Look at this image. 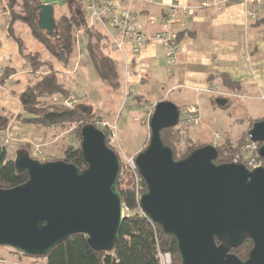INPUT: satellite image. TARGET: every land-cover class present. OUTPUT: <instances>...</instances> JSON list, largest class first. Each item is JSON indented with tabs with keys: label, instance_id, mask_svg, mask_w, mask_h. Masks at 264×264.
Segmentation results:
<instances>
[{
	"label": "water",
	"instance_id": "95a60500",
	"mask_svg": "<svg viewBox=\"0 0 264 264\" xmlns=\"http://www.w3.org/2000/svg\"><path fill=\"white\" fill-rule=\"evenodd\" d=\"M38 26L53 34L51 6H40ZM216 104L223 107L226 100ZM179 117L173 103H156L148 144L135 157L145 184L141 211L174 239L180 264H264V166L248 171L235 163L216 164L213 145L175 160L160 133L176 127ZM248 137L260 144L264 161V118L252 125ZM80 148L85 170L62 160L44 163L16 154L15 169L25 171L28 180L0 189V247L40 257L70 236L83 234L93 250L112 249L124 219L116 188L120 160L94 125L81 129ZM3 153L0 143V163ZM245 239L253 243L247 260L228 254Z\"/></svg>",
	"mask_w": 264,
	"mask_h": 264
},
{
	"label": "crops",
	"instance_id": "0c3cea01",
	"mask_svg": "<svg viewBox=\"0 0 264 264\" xmlns=\"http://www.w3.org/2000/svg\"><path fill=\"white\" fill-rule=\"evenodd\" d=\"M183 1L193 10L180 18L177 29L180 51L176 65L171 67L165 65L160 44L150 42L138 54L128 48L120 53L110 48L103 28L97 24L89 26L103 37L102 50L114 62L119 75L121 87L118 90L110 89L98 78L88 60L84 38L80 37L75 44L65 67L52 58L25 25L14 23L11 26L8 13H0V117L14 122L16 117L24 116L19 97L30 80L45 72H32L23 57L37 55L43 62L53 64L57 80L67 91L66 97L80 95L83 99L76 106L88 109L86 114L92 112L100 121L117 127L119 137L124 134L122 137L126 138L129 127H137L139 103L152 101L156 105L166 100L178 108L179 114L184 113L187 106L197 108L199 122L192 127H198L196 135L208 145L216 147L222 142L219 134L214 133L215 127H243L244 132L251 121L264 118V36L261 27L256 26L257 20L264 18V6L254 9L244 6L241 0ZM201 1L220 4L199 8ZM42 4L52 7L54 22L68 13L65 0H42ZM117 4L133 10L142 21L148 15L160 19L163 12L159 6L138 1L118 0ZM252 9L258 19L250 17ZM164 29L157 23L146 27L145 33L152 36ZM17 39L22 44V53ZM9 71L12 74L6 77ZM211 87H216L221 94L209 93ZM129 93L133 95L127 98ZM170 94L173 95L169 99ZM143 95L152 98L149 100ZM66 97L54 95L51 100L63 103ZM217 99L226 100V104L218 106ZM217 109L224 110L225 115L215 113ZM151 115L152 112L146 118L147 123ZM13 124L15 127L18 123ZM23 127L18 128L23 130ZM4 264L39 263L8 256Z\"/></svg>",
	"mask_w": 264,
	"mask_h": 264
},
{
	"label": "trees",
	"instance_id": "16d2710c",
	"mask_svg": "<svg viewBox=\"0 0 264 264\" xmlns=\"http://www.w3.org/2000/svg\"><path fill=\"white\" fill-rule=\"evenodd\" d=\"M65 2L68 13L55 22V29L51 36L38 26L40 6L43 5L42 0H0V13H8L11 26L14 23L25 25L52 58L65 67L70 62L77 38H84L88 60L98 78L110 89L118 90L121 83L115 64L102 50L103 37L93 27H89L83 1L65 0ZM256 26L261 27L264 36V18L258 19ZM16 43L22 53L21 42L17 39ZM23 58L32 72L44 70L45 73L35 76L25 86L19 97L24 116L20 115L16 117V120L22 124L42 127L66 124L75 126L78 144L69 145L64 150L61 160L75 165L80 170H85L87 165L80 148V131L86 125H95V122L100 121V118L92 112L89 114L82 113L78 106L68 108L63 103L51 100L54 95L61 97L67 95L63 85L57 80L53 64L43 62L37 55H27ZM11 71L5 76H10ZM256 121H251L249 127L251 128ZM9 123V119L0 117V131L5 130ZM180 127L177 125L160 133L161 141L172 150L175 160H182L193 151L203 147L187 144L184 150H179L177 146L180 142L178 140ZM240 143H236L235 146L231 144L221 145L217 148L218 156L215 163H232L238 147L241 146ZM17 152L26 153L29 156V153L24 150ZM27 180V173L16 171L14 159L7 154L4 148L0 163V189H11ZM116 188L121 195L124 209L129 214L124 216L119 236L110 251H95L88 245L85 235L76 234L59 243L44 256L33 257L13 250L14 254L24 256L27 259L41 260L45 264H159L158 253H169L171 264H180L174 239L165 235L161 228L151 222L141 211L137 193L141 195L145 192L144 181L140 177L139 191L136 193L132 174L121 159ZM251 247L250 241H245L239 247L238 252L242 259L247 257ZM2 257L0 255V258Z\"/></svg>",
	"mask_w": 264,
	"mask_h": 264
},
{
	"label": "built area",
	"instance_id": "2783aa9c",
	"mask_svg": "<svg viewBox=\"0 0 264 264\" xmlns=\"http://www.w3.org/2000/svg\"><path fill=\"white\" fill-rule=\"evenodd\" d=\"M83 8L86 12L89 26L94 24L99 25L107 32L108 44L111 49L122 53L125 48H128L131 53L138 54L148 45V43H158L164 51V62L168 67L174 66L177 63L178 54V35L177 29L180 25V18L190 13L192 7L184 3L183 0H129L139 1L147 5L159 6L163 9L160 19L148 15L141 18L129 10L128 8L120 7L118 0H82ZM244 6H253L257 8L261 4V0H241ZM220 3L201 1L199 8H208L218 6ZM219 7V6H218ZM251 18H254V12H249ZM160 23L164 30L148 36L145 33L146 27L154 26ZM208 92L214 95H220L216 87L208 88ZM83 98L80 95L69 94L63 102L65 107L72 108L76 106ZM150 119V116H149ZM199 122L198 110L195 106H187L179 125L195 126ZM95 127L102 132L104 131L107 144L115 143L116 128L108 123H95ZM107 132V134L105 133ZM260 144L248 140L243 146L238 155L233 158L232 163L244 166L248 171H253L256 168L263 167L264 161L259 154ZM121 160L132 174L136 186V193L139 191L138 185L140 175L137 170L134 157L122 156ZM138 201H139V193ZM169 253H158L159 264H171ZM0 258V264H4Z\"/></svg>",
	"mask_w": 264,
	"mask_h": 264
},
{
	"label": "rangeland",
	"instance_id": "374dc122",
	"mask_svg": "<svg viewBox=\"0 0 264 264\" xmlns=\"http://www.w3.org/2000/svg\"><path fill=\"white\" fill-rule=\"evenodd\" d=\"M133 2H136V1H133ZM261 6L262 7L264 6L263 0H261V4L257 8H254V9H259ZM250 7H253V6H250ZM131 11L134 12L133 10ZM252 11L254 12V18H256L257 14L255 13L253 9ZM258 18L259 17H257V19ZM79 38L80 37L77 38V41L79 40ZM178 43H179V39H178ZM179 51H180V44L178 48V53ZM92 73L95 77L94 79H97L95 73L94 72ZM132 95L133 93H129L127 95V98H130ZM172 95L173 94L169 95V99L171 98ZM143 96H146L147 97L146 99H149V100L152 98L150 97L151 95H149V97L148 95H143ZM139 104H140L139 106L140 107V120H139V123L136 124L137 127H129V131L127 133L126 138L122 137L124 134L121 137H119L118 131L116 130L115 143L111 145L109 144V146L114 150V152L118 155L120 159L122 156L135 158L136 155L140 151H142L148 144L149 137H150V131H149V127H147L148 123L146 121V118L148 115H150L151 112L153 113L155 105L152 103V101L141 102ZM215 113H217L218 115H222V116L225 115L224 110L222 109H217ZM180 114L181 116L179 120L181 123L183 113H180ZM217 114L216 116H218ZM14 122L18 123V124H15L16 125L15 127L13 124ZM14 122L10 121V123L8 124V127L5 130L0 131V143L5 148L7 154L12 159H15L16 154L18 153L17 151L24 150L25 152L29 153L30 158H33L35 160H38L44 163L59 161L61 160L64 150L69 145L78 144L75 126L73 127L71 125L66 124L63 126L42 127V126L32 125V124H22V123H19L17 120H14ZM98 122L108 123L106 121H97L95 123H98ZM24 125L25 127H23ZM18 127H23L24 129L22 130ZM17 128L20 130H17ZM115 128L117 129V127ZM197 128L198 127H192V126L180 127V132L179 134L177 133L178 140L180 141L177 146L179 150H184L187 144H191L197 147L208 145V142L206 141L202 142L200 137L196 135L195 131ZM213 130H214V133H218L220 136V139H222V142L219 143L218 141L219 144L218 146H216L217 148H219L221 145H226V144H231L232 146H235L236 143L241 142L240 143L241 146L238 147L237 153L235 154L236 156L240 153L242 146L248 141L247 139H249V137L247 136H248V131L250 130V127H246L244 132L242 131L243 127H237V126L215 127ZM240 131H242L241 134H239ZM102 132L104 131L102 130ZM105 133L107 134L106 131ZM127 214H129V212L124 209L123 215L125 216ZM0 255L3 256L1 258L3 259V262H5V258L8 256L15 257L20 260H23L24 258L27 259L24 256H19V255L14 254V251L9 248H0ZM33 261L39 264H42L40 262L41 260L34 259ZM170 261H171V258H170Z\"/></svg>",
	"mask_w": 264,
	"mask_h": 264
},
{
	"label": "flooded vegetation",
	"instance_id": "af4514ba",
	"mask_svg": "<svg viewBox=\"0 0 264 264\" xmlns=\"http://www.w3.org/2000/svg\"><path fill=\"white\" fill-rule=\"evenodd\" d=\"M245 241H250L251 246L253 247V243H252V241H251L250 239H245V240H244V241H243L238 247L233 248V249H230L229 252H228V254L235 256L236 258H238V259L241 260V261H245V260H247V259H248V255H249V253H250L251 250L249 251V253H248V255H247V257H246L245 259H242V257H240V254H239V252H238L239 247H240ZM221 244H225V243L222 242V241H220V245H221ZM252 247H251V249H252Z\"/></svg>",
	"mask_w": 264,
	"mask_h": 264
},
{
	"label": "clouds",
	"instance_id": "9594fccd",
	"mask_svg": "<svg viewBox=\"0 0 264 264\" xmlns=\"http://www.w3.org/2000/svg\"><path fill=\"white\" fill-rule=\"evenodd\" d=\"M95 126V125H94ZM107 143V142H106ZM108 145V144H107ZM109 146V145H108ZM118 156V155H117ZM119 158V157H118ZM119 160H120V158H119Z\"/></svg>",
	"mask_w": 264,
	"mask_h": 264
}]
</instances>
